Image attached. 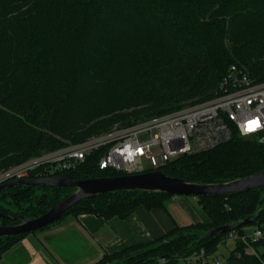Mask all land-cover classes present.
I'll return each mask as SVG.
<instances>
[{"label": "trees", "instance_id": "obj_1", "mask_svg": "<svg viewBox=\"0 0 264 264\" xmlns=\"http://www.w3.org/2000/svg\"><path fill=\"white\" fill-rule=\"evenodd\" d=\"M232 64L264 80V0H0V169L81 143L120 117L128 125L188 99L208 100ZM230 132L228 141L182 154L160 170L194 183L263 171L264 143L240 136L233 126ZM103 152H91L61 174L71 180L122 174L98 168ZM28 178L36 179L33 172ZM62 189L69 192L58 196ZM73 190L12 186L0 191V213L34 218ZM169 196L143 190L97 194L35 231L80 213L125 218L138 206L163 208ZM197 202L200 222L104 253L93 264H159L161 258L179 264V256L194 251L216 253L227 232L201 240L209 229L254 213V222L244 226L264 223V186ZM16 223L0 218V224ZM29 233L0 237V256ZM243 247L234 243L228 264H264V240L253 244L257 255Z\"/></svg>", "mask_w": 264, "mask_h": 264}, {"label": "built area", "instance_id": "obj_2", "mask_svg": "<svg viewBox=\"0 0 264 264\" xmlns=\"http://www.w3.org/2000/svg\"><path fill=\"white\" fill-rule=\"evenodd\" d=\"M252 121H257L258 126L251 124ZM230 126L240 136L256 137L264 143V80L251 78L246 69L233 64L212 98L128 125H117L81 143L9 166L0 170V184L28 178L30 172L36 179L61 176V172L74 169L88 154L100 148L104 152L97 162L99 169L122 174L160 169L182 154L205 151L228 141ZM143 159L149 161V168L143 165ZM260 240H264V223L244 226L240 231L230 230L220 244L239 241L244 253L257 255L253 244ZM178 258L184 264H228L226 257L220 258L216 253L207 255L203 249ZM164 262L165 259H158L159 264Z\"/></svg>", "mask_w": 264, "mask_h": 264}, {"label": "crops", "instance_id": "obj_3", "mask_svg": "<svg viewBox=\"0 0 264 264\" xmlns=\"http://www.w3.org/2000/svg\"><path fill=\"white\" fill-rule=\"evenodd\" d=\"M201 218L197 198L181 195L167 197L163 208L138 206L125 218L68 215L18 240L0 256V264H93L104 253L152 241Z\"/></svg>", "mask_w": 264, "mask_h": 264}, {"label": "water", "instance_id": "obj_4", "mask_svg": "<svg viewBox=\"0 0 264 264\" xmlns=\"http://www.w3.org/2000/svg\"><path fill=\"white\" fill-rule=\"evenodd\" d=\"M54 186L73 188V192L34 218L23 215H4L0 218L19 220L16 224H0V237L32 232L59 219L73 204L81 199L101 193L126 190L160 191L181 196H223L245 192L264 186V170L223 183H194L166 175L162 170H150L134 174H120L81 180L68 179L66 175L46 178H18L0 184V191L12 186ZM257 213L244 219L209 229L201 240L253 223Z\"/></svg>", "mask_w": 264, "mask_h": 264}, {"label": "rangeland", "instance_id": "obj_5", "mask_svg": "<svg viewBox=\"0 0 264 264\" xmlns=\"http://www.w3.org/2000/svg\"><path fill=\"white\" fill-rule=\"evenodd\" d=\"M194 102H199V101H196V99H188V100H185V101H183V102H181V105L179 106V107H181V106H184V105H187V104H190V103H194ZM178 107V108H179ZM177 109V108H176ZM166 113V112H165ZM120 114H121V112H120ZM164 114V113H163ZM162 115V114H161ZM159 116V115H158ZM129 117V116H128ZM144 120V119H143ZM121 121H123L122 120V118L120 117V118H118V120H115V121H113L112 123H111V125L110 126H108L107 127V130L105 131V132H108V131H110L113 127H115V126H117V125H125V124H123V122H121ZM138 121H141V120H138ZM138 121H135V122H138ZM135 122H133V123H135ZM92 136H94L93 134H91V135H89V136H87L85 139H84V141H86L88 138H90V137H92ZM142 163H143V165L146 167V168H149L150 167V163H149V161H147V160H145V159H143V161H142ZM2 169V168H1ZM0 169V170H1ZM40 193V190H36V193ZM67 192H69V190H67V189H62V190H59V192L57 193V195L58 196H61V195H64L65 193H67ZM189 197H191V196H189ZM64 199V198H63ZM61 201V200H60ZM12 210H14L13 208H12ZM233 245H234V243L232 242V241H227L226 243H222V244H219V246H218V250H217V252H216V254L220 257V258H225L228 254H229V251L230 250H232L233 249ZM3 254V253H2ZM2 254H1V256H2ZM179 264H184L183 262H180Z\"/></svg>", "mask_w": 264, "mask_h": 264}, {"label": "snow or ice", "instance_id": "obj_6", "mask_svg": "<svg viewBox=\"0 0 264 264\" xmlns=\"http://www.w3.org/2000/svg\"><path fill=\"white\" fill-rule=\"evenodd\" d=\"M251 124H256L258 126V122L257 121H252L250 122Z\"/></svg>", "mask_w": 264, "mask_h": 264}]
</instances>
